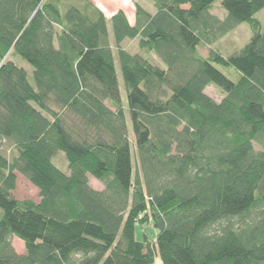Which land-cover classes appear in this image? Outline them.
I'll return each mask as SVG.
<instances>
[{
  "label": "trees",
  "instance_id": "1",
  "mask_svg": "<svg viewBox=\"0 0 264 264\" xmlns=\"http://www.w3.org/2000/svg\"><path fill=\"white\" fill-rule=\"evenodd\" d=\"M150 1L132 26L87 2L0 0V264H264V0H223L221 20L219 0ZM243 23L250 42L222 57ZM137 39L165 68L124 49ZM18 174L39 203L17 199Z\"/></svg>",
  "mask_w": 264,
  "mask_h": 264
},
{
  "label": "rangeland",
  "instance_id": "2",
  "mask_svg": "<svg viewBox=\"0 0 264 264\" xmlns=\"http://www.w3.org/2000/svg\"><path fill=\"white\" fill-rule=\"evenodd\" d=\"M222 1L219 0L216 3H214L210 11L213 15L217 16L220 20L224 19L227 16V12L222 7ZM144 5L151 13L156 12L154 9V4L150 0H145ZM256 18L259 19L261 22L263 29H264V9L256 14ZM110 36L111 41L114 43V36L112 33V27H110ZM252 37V31L250 30L248 24L243 23V25H240L237 27L231 34L225 36L222 38L219 43L215 44L213 46V49L220 53L222 57L228 58L230 56H233V54L238 53L240 50H242L250 41ZM124 49L126 51H129L132 55H140L144 57L147 61H149L153 66H161L165 68V66L162 64L160 58L153 52V51H146L142 49L139 45V39L130 41L127 40L123 44ZM210 47H201L198 49V54L203 57H208ZM11 53V52H10ZM9 53V55L6 57L7 61L14 60L16 64L21 68H24L28 70L29 72L32 71V69L28 66V64L25 61H22L21 58H13V56ZM117 51H114V54L116 56ZM116 68H117V78H119V88L121 89V96L122 100L125 105L126 110V121L128 126L129 135L131 137V140H133L134 132L132 131V120L130 118V110H128L127 106V99H126V89L124 85V79L122 78L121 68L119 66V60L116 56ZM216 68L222 73L225 74L232 82H237L238 74L230 68H222L221 66L216 65ZM206 94L210 96L213 100H216L217 102H221L225 98V93H223L216 85H213L206 89ZM258 149V147H257ZM65 155L61 153L59 154L57 159L55 160V165L60 167L63 172H68V166L65 160ZM136 159V155H135ZM136 161H134L135 163ZM136 168V163H135ZM18 183H17V190L15 191V196L19 200H30L34 203H39L41 201L39 197V190L35 189L31 183L26 179L17 175ZM89 185L92 186L95 190L101 191L104 187L96 181L93 177H89ZM147 235L151 239H155L157 235V230L154 229L152 226V223L146 224L144 227H140L137 225L136 229V238L138 241H143L144 237L143 235ZM12 243L14 245V248L17 253L24 254L25 252V246L24 243H22L20 240L12 238ZM158 264H161L160 260H157Z\"/></svg>",
  "mask_w": 264,
  "mask_h": 264
},
{
  "label": "crops",
  "instance_id": "3",
  "mask_svg": "<svg viewBox=\"0 0 264 264\" xmlns=\"http://www.w3.org/2000/svg\"><path fill=\"white\" fill-rule=\"evenodd\" d=\"M59 4V6L63 5V3H70L71 1L75 2V4H82L84 2L89 3L90 5H94L103 15L106 16L108 20H111L114 15L120 11L124 12L127 15L128 21L130 25L136 26L137 19V7L136 3L138 2L141 5L144 4L145 0H53ZM143 8L147 11L146 7L142 5ZM150 12V11H149Z\"/></svg>",
  "mask_w": 264,
  "mask_h": 264
}]
</instances>
